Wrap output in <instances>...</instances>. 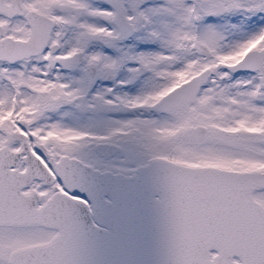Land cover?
I'll return each instance as SVG.
<instances>
[{
  "label": "snow or ice",
  "instance_id": "1",
  "mask_svg": "<svg viewBox=\"0 0 264 264\" xmlns=\"http://www.w3.org/2000/svg\"><path fill=\"white\" fill-rule=\"evenodd\" d=\"M0 264H264V0H0Z\"/></svg>",
  "mask_w": 264,
  "mask_h": 264
}]
</instances>
